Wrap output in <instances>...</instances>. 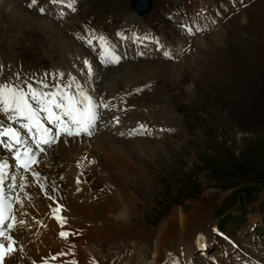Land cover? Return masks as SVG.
Returning <instances> with one entry per match:
<instances>
[{
	"label": "rangeland",
	"instance_id": "obj_1",
	"mask_svg": "<svg viewBox=\"0 0 264 264\" xmlns=\"http://www.w3.org/2000/svg\"><path fill=\"white\" fill-rule=\"evenodd\" d=\"M16 1L30 12L43 8L44 13L38 12L39 18L45 17L57 25L65 38L73 36L76 44L87 48L83 46V53L92 52L93 49L87 34H91L92 38L103 37L112 53L118 47L126 51L128 56L126 54L122 62L104 66L113 75L123 68L130 69V73L136 75L138 72L134 68L146 66L144 63L152 67L151 78L135 79L134 83L126 82L125 78L116 81L120 84L113 89L122 95L120 109L126 110L124 113H105L104 121L105 126H111L112 118L119 117L122 121L126 113L137 111L145 116L136 120L137 126L147 124L155 134L147 132L124 136L126 132L121 130L122 122L119 121V125L112 126L109 131L101 126L99 138H102V134L105 136L99 143L93 144L88 140L93 146V157H97V167H102L106 175L121 185V189L131 186L128 192L138 197L137 210H141V213L139 218L136 214L138 219L134 223L153 232L172 211L181 210L187 215L192 207L199 206L205 213L200 223V243L209 238L210 231L213 244L206 252H194L200 243L194 246L190 256L194 264H264V235L259 237L260 232L264 231V0H247L244 2L247 5L238 3L230 8H236L230 12L222 9L217 24L201 30L200 36L192 33L195 37L190 42L186 41L190 34L186 32L187 26H181V34L177 23L169 24L164 19L163 11L170 0H152L151 10L143 17L135 18L132 25L130 17H134L130 0H69L71 7L66 3L60 5L62 0L54 6H51L52 0H36L34 6H30L32 0ZM213 1L219 3V10L221 5L231 6L229 0ZM212 2L208 0L209 5ZM209 5L208 10L215 14ZM146 8L145 1L140 12ZM10 17L0 9L4 26L0 33L7 31ZM212 20L216 21L215 18ZM26 24L17 25L21 27L14 31L18 37L15 42L12 41L14 39L2 40L1 34L0 49L15 55L19 65L26 69L33 67L52 73V66H59L62 70L60 79L71 87L74 86L70 83L72 78L77 85L80 80L82 84L90 83L87 77L86 80L78 75L83 70L77 56H70L78 53V48L69 51L70 47L61 46L60 39L49 29ZM130 25L136 32H141L139 35L142 39L135 41L134 45L119 43L117 37L121 32H129ZM147 33L161 35L172 48L164 50L166 45L162 44V54H155V42L152 43ZM92 42L95 43L94 40ZM182 42L189 46L184 52L181 45L177 47L178 50L174 48ZM57 47L61 48L60 51H57ZM166 51L172 55V59L158 58ZM92 55L97 57L93 52ZM153 55L154 58H151ZM94 57L93 61L97 64ZM156 63L161 64L162 68L158 69ZM2 76L6 80L4 82H9L11 76L20 82L28 78L24 69L19 70L11 64L5 67ZM132 77L130 80H133ZM98 81L100 85L107 86V83H101V79ZM105 100L101 99V103ZM101 109L104 111L105 107L101 106ZM157 125L165 126L166 131L158 132ZM167 127L171 129L167 131ZM109 135L115 137L117 142H126L122 148L127 151L129 161L136 165V170L130 165L127 167L134 172L127 175L118 172L117 157L107 152ZM149 141L155 145L153 153H149L145 147ZM106 161L109 163L106 164ZM66 176L62 174L60 179L68 183ZM128 177L136 179L129 181ZM46 178L41 177L47 182ZM61 185L59 183L58 187ZM41 196L46 198L45 193ZM69 196L74 198L71 193ZM40 209L42 212V205L40 208L35 205V213ZM45 217L50 219L49 215ZM106 228L107 234L103 238L82 250L87 257H97L100 264H118V256L128 250L129 241L126 233H117L112 226ZM108 233L115 235L113 239L108 237ZM151 241L139 243L134 251L143 261L148 260L147 264L152 261L149 250ZM146 242L150 246H145ZM56 251L57 248L49 247L48 252L52 257ZM144 251H147L145 257ZM84 254L81 253V256L85 258ZM99 254L104 256L100 257Z\"/></svg>",
	"mask_w": 264,
	"mask_h": 264
},
{
	"label": "bare ground",
	"instance_id": "obj_2",
	"mask_svg": "<svg viewBox=\"0 0 264 264\" xmlns=\"http://www.w3.org/2000/svg\"><path fill=\"white\" fill-rule=\"evenodd\" d=\"M141 1L142 0H133L132 2L135 12L139 15L142 6ZM0 9L5 15L11 16L8 18L11 23L7 26V31L4 30L5 32L0 33V35L2 34V40L14 39L12 40L13 42L17 41L18 37L15 35L14 31L23 24L25 26L26 23H31L43 30L49 29L54 36L61 40H59L61 46L64 44V47H70L68 48L69 51H72L74 47L80 50L78 53L70 54V56H77L78 62L81 63L80 69L83 71L79 74L77 72L80 78L86 79L87 77L90 81V83L85 81L86 84H82L80 80L77 85L75 79L72 78L75 87H70V90L67 87L68 85L60 79L62 70L59 66L53 65L52 73H45L33 67H28L26 69L19 65V61L16 59L15 55L6 53L4 50L0 49V84L24 88L25 90L31 86V88L44 93L66 90L75 94L72 90L78 89L77 92L83 90L91 96L93 101L97 104L107 105L104 111L101 107L97 109L100 113V118L97 120L91 135L81 133L78 136H66L63 135L64 133L62 131L54 127L53 124L44 120V127L50 130V135L44 138L51 139L52 136H55L56 139L53 145L46 147L42 152L39 151L40 147L38 143L41 141L43 133H37L35 129L33 132H28L20 126L24 121L18 122L19 130L17 131L21 135L22 146L30 149V151L34 150L38 158L37 163L30 168L31 170L26 171V173L20 174L18 168L13 164L10 158L12 153L8 149H5L6 146L0 144V164L6 163L8 165V167L4 169V172L9 177L18 179L17 187L11 186L9 190L5 189L9 197L15 203V216L12 215L15 217V220L11 219L5 226V235H10L14 240L13 247L15 251H13L9 257L6 255L3 264H59L65 259V256L68 255L72 248L76 252L79 263H82L84 262V257L81 256V253L84 254L82 248H87L89 245L91 246L94 241L103 238V236L107 234L105 232L107 226H112L117 233H126V238L129 241L128 250L121 256H118V264H147L148 260L147 262L143 261L141 256L134 253V251L139 243L148 240H152L151 247L149 248V250H151L150 255H152V261L149 264H191L189 258L193 253L192 250L194 246L198 245L201 241L199 232L201 230L200 223L205 216V213L202 211L203 209L201 210L199 206H194L189 210L187 215H184L181 210H174L167 220L160 224L159 228L152 230L153 232L137 226L134 222L139 218V212L141 213V210H137V204L140 202L138 197L128 192L130 191L128 187L131 188V186H128L125 190L121 189V185L119 186V183L117 184L115 180H112L111 176H108V174L106 175L102 167H100V169L97 167V160H95L97 157H93V146L88 142V140H91L93 144L95 142L99 143L104 138V134H102V138H99L100 135L98 131L101 129V126H104V130L109 131L112 129V126L119 125V122L117 123L116 120L112 118L111 126H105V113H124V110H126L120 109L122 104L120 98L122 95H119L113 89L118 84L116 81L125 78L126 82L134 83L135 79H144V77L151 78L149 74L153 72V69H151L152 67L150 65L148 66L149 63H144L147 67L141 65L140 69L134 68V71L137 70L136 72H138V74L133 75L130 73V69H124L123 66H121L120 69H123L113 75L111 71L108 70L109 68L99 66L101 61L100 58H103L104 62L110 58L104 45L100 41L94 40L95 43L93 44L92 52L97 56L95 58L91 52L85 51L83 53L84 45L81 46L80 44H76L73 36L72 38H65L62 31L58 30L57 25L49 22L45 17V20L40 19L38 16L39 8L30 12L19 6L16 0H0ZM12 17H14V20ZM0 23H2L0 29H3L4 26L1 18ZM5 23L6 22H4V24ZM19 23H21V25L18 27L17 25ZM14 26H17V28ZM6 43L9 44L8 41H6ZM84 48L86 47L84 46ZM60 49V47H57V51H60ZM93 57L96 60L98 58L99 65L93 61ZM10 64L19 70H25L28 78H25L24 85L17 82L14 76L9 77V82H4L6 80L2 75L5 73V67ZM155 65H157L156 67L158 69L162 68L159 63ZM73 72L75 73V70H73ZM130 76H134V78L132 77L133 80H130ZM29 77L34 81L29 79ZM98 79H101V83H107V86L100 85ZM83 81L84 80H82V82ZM37 83H39V85H37ZM128 83L124 84L126 85ZM77 86H79V88ZM166 89L168 90V87H166ZM77 99H79V97H77ZM101 99L107 100L101 103ZM125 101L126 100L123 102ZM141 107L146 108L143 106ZM143 117L145 116L137 111L126 113L122 121L119 119V121L122 122L120 123V125H122L121 130L126 132V128L131 127L134 128L135 132H138L136 120ZM8 120V115L0 113V128H4ZM162 126L163 125H157L156 129H158V127L163 129L165 127ZM149 133L151 135L155 134L151 131ZM112 137L113 136L110 137L109 135V138H107L109 142L107 152L109 155L117 157L119 161L118 172L124 175H127L128 172H134L127 167V165L132 167L136 165L129 161L127 151L122 148V145L126 142L124 141L125 143H123L120 140V142H117L115 137ZM59 142H61V144ZM58 143L60 144L59 146ZM139 143L141 144V141ZM145 145L149 153H153L155 147L154 143L149 141L146 142ZM17 152L18 150L16 149L13 153ZM108 161H106V164L109 163ZM133 170H136V167ZM118 172L116 171L117 174ZM34 173H37L38 177L35 176ZM62 174L67 175L66 179L69 181L68 183L60 179ZM43 176L47 177V182L43 180L44 178L41 179ZM131 178L132 177H128L127 179L129 181L136 179ZM59 183H62L60 188L58 187ZM24 188L26 190H23ZM127 192L128 194H126ZM42 193H45L46 198L41 196ZM70 193L74 198L69 196ZM49 197H51V199ZM35 205H38L39 208L42 205V212L40 209V212L35 213ZM58 205L60 206V211L54 213L53 210ZM45 215H49L50 219L46 218ZM56 216L65 219L63 227H61V223L58 222ZM254 216L258 219L257 215ZM21 221H23V223H20ZM100 223H102L103 226H99ZM9 224L12 225L11 228L8 227ZM243 229L244 228H242V230ZM61 232H67V238L61 237ZM208 232L209 238L200 243L194 250L203 251L213 244L210 231ZM114 236L115 235L108 233V237H112L113 239ZM147 244L150 246L147 242L145 246H147ZM51 246L52 248H57L54 257L48 252ZM91 249L94 250V248ZM100 251H102V249ZM125 254L128 255L124 256ZM146 254L147 251H144L143 257H145ZM84 255L86 256V254ZM103 256L102 254L100 255V257ZM95 260L100 264L97 257Z\"/></svg>",
	"mask_w": 264,
	"mask_h": 264
},
{
	"label": "snow or ice",
	"instance_id": "obj_3",
	"mask_svg": "<svg viewBox=\"0 0 264 264\" xmlns=\"http://www.w3.org/2000/svg\"><path fill=\"white\" fill-rule=\"evenodd\" d=\"M52 2L57 3L59 0H52ZM35 4L36 0H32L30 6H34ZM67 6L71 7V4ZM189 32H191V29H189ZM100 40L104 43L112 62H118L119 57H116L107 49L104 38L101 37ZM156 42L160 43L158 40ZM164 55L171 58L167 51L164 52ZM67 87L70 88L71 85ZM77 87L79 88V86ZM101 106L107 107V105H99L94 102L92 97L83 90H79L75 94L66 90L44 93L31 88V86L25 90L24 88L0 84V113L8 115L13 123L23 120L24 123L20 126L28 132H33L35 129L37 133H43L40 141L43 144L50 145L56 139L55 136H52L51 139L44 138L50 135V130L43 125L44 120H47L48 123L53 124L59 131L69 136H78L81 133L91 135L97 120L100 118V113L97 109ZM115 119L118 123L119 117ZM21 143V135L16 129L13 127L0 128V144L12 150ZM20 156L21 154L17 152L16 159L19 160ZM23 156L29 157L30 160L28 162H21L20 167L25 171H29L31 170L30 164H35L37 161L35 156L28 150H25ZM7 167L6 163L0 164V237H2L0 239V264H2L5 255H10L11 252L15 251L13 247L14 240L10 235H5L3 231L5 224L4 215L6 212L9 213L10 219L15 220V217L11 216V203L5 202L3 195V184L6 177L4 169ZM34 175L38 177L37 173H34ZM49 198L51 199V197ZM53 211L54 213H58L60 206L58 205ZM56 219L61 223V227H63L65 219L59 216H56ZM20 223H23V221ZM8 227L11 228L12 225L9 224ZM60 235L63 238H67L68 233L61 232ZM5 241L8 242L7 245L4 243Z\"/></svg>",
	"mask_w": 264,
	"mask_h": 264
},
{
	"label": "water",
	"instance_id": "obj_4",
	"mask_svg": "<svg viewBox=\"0 0 264 264\" xmlns=\"http://www.w3.org/2000/svg\"><path fill=\"white\" fill-rule=\"evenodd\" d=\"M146 1V3H147V8H146V10L144 11V12H139L140 13V15H143L144 13H146L149 9H150V7H151V1L150 0H142L141 1V4H142V6L144 5V2ZM131 2H133V0L131 1ZM132 4V3H131ZM141 6V7H142ZM132 9H133V11L135 12V10H134V7H133V4H132ZM140 10H141V8H140ZM136 13V12H135ZM137 14V13H136ZM139 15V14H138Z\"/></svg>",
	"mask_w": 264,
	"mask_h": 264
}]
</instances>
